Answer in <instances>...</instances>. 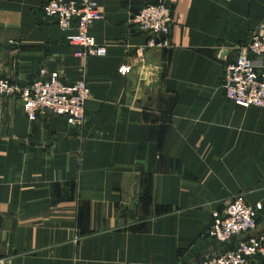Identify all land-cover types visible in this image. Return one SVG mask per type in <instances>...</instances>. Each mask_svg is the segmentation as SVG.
<instances>
[{"label":"crops","instance_id":"obj_1","mask_svg":"<svg viewBox=\"0 0 264 264\" xmlns=\"http://www.w3.org/2000/svg\"><path fill=\"white\" fill-rule=\"evenodd\" d=\"M48 1L0 0V79L85 80L92 98L78 127L0 96V264H204L263 233L264 210L244 238L208 234L238 196L264 208V109L222 88L263 33L264 0H165L171 47L145 53L131 20L155 0H94L103 19L90 33L107 55L90 59Z\"/></svg>","mask_w":264,"mask_h":264},{"label":"built area","instance_id":"obj_2","mask_svg":"<svg viewBox=\"0 0 264 264\" xmlns=\"http://www.w3.org/2000/svg\"><path fill=\"white\" fill-rule=\"evenodd\" d=\"M42 9L47 17L58 20L60 30L75 32L68 41L78 48V58L106 57L107 48L99 45L90 33L93 24L103 19V13L94 0H49ZM131 22L148 37L140 50L142 53L171 47L173 5L165 0L149 2L133 16ZM262 31L252 35L238 48L237 61L224 70L222 88L226 99L244 109H264V67L254 61V58L264 56V26ZM0 96L19 98L29 119L45 114L65 116L78 127L84 125L86 107L92 98L85 80L67 84L57 76L24 88L0 79ZM263 210L262 205L252 207L243 195L238 196L223 211L213 214L208 234L220 243L244 238L258 229ZM256 259L264 260V232L242 239L235 249L204 264H250Z\"/></svg>","mask_w":264,"mask_h":264},{"label":"water","instance_id":"obj_3","mask_svg":"<svg viewBox=\"0 0 264 264\" xmlns=\"http://www.w3.org/2000/svg\"><path fill=\"white\" fill-rule=\"evenodd\" d=\"M3 219L0 217V232L2 230Z\"/></svg>","mask_w":264,"mask_h":264}]
</instances>
